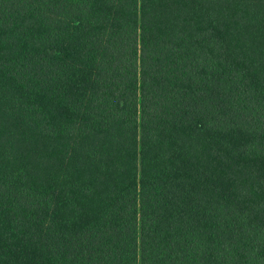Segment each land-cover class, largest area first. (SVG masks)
Instances as JSON below:
<instances>
[{
	"label": "trees",
	"instance_id": "obj_1",
	"mask_svg": "<svg viewBox=\"0 0 264 264\" xmlns=\"http://www.w3.org/2000/svg\"><path fill=\"white\" fill-rule=\"evenodd\" d=\"M0 264H264V0H0Z\"/></svg>",
	"mask_w": 264,
	"mask_h": 264
}]
</instances>
